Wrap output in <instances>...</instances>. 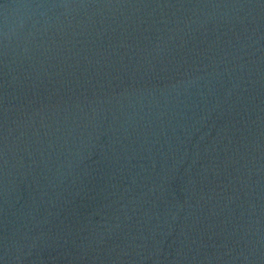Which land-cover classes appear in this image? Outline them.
Wrapping results in <instances>:
<instances>
[{"label": "water", "instance_id": "obj_1", "mask_svg": "<svg viewBox=\"0 0 264 264\" xmlns=\"http://www.w3.org/2000/svg\"><path fill=\"white\" fill-rule=\"evenodd\" d=\"M0 264H264V0H0Z\"/></svg>", "mask_w": 264, "mask_h": 264}]
</instances>
